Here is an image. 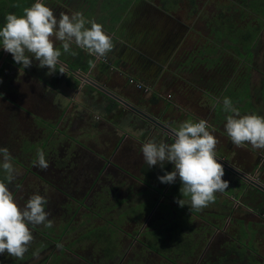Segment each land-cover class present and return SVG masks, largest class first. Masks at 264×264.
Wrapping results in <instances>:
<instances>
[{"label":"crops","instance_id":"1","mask_svg":"<svg viewBox=\"0 0 264 264\" xmlns=\"http://www.w3.org/2000/svg\"><path fill=\"white\" fill-rule=\"evenodd\" d=\"M159 11L160 15L162 13L163 18L167 21L169 16H172L166 10ZM156 14H159L157 10L155 12V10H150L149 8H134L132 16L129 17L128 15L127 20L124 18L122 22L126 20V23H128L130 21L129 24L131 25L132 21V26L130 27L136 29L140 27L137 19H145ZM120 20L116 21L117 24ZM176 25L178 26V23ZM116 44H121V42H116ZM165 45L163 51L155 55L159 54L162 56L164 63L167 61L168 64H171L176 59L175 63L180 64V55L172 53L178 43L167 40ZM73 51L77 52L76 55L64 53L59 58V65L55 74L65 76V85L62 88L50 86L46 83V81L52 79L50 78L51 75L48 74L44 75L45 79L47 78L46 80H41L36 85L41 84L42 88H44L42 91L44 93L49 92L52 95L53 92L55 93L54 103L58 105L57 107L66 105L65 111L70 113L66 116L74 117L70 122L71 126H73L72 129L80 126L81 130L78 133L70 132L69 135L64 130L55 129V133H58L56 138L61 141L66 140V146H69L72 149L71 151H75L74 153L84 157L82 163L86 164L89 169H96V171L99 169L100 173L97 171V177L104 176L102 175L105 173L104 171L107 174H117L115 178L113 176H104V180L107 181L110 190L123 193L117 199H131L130 201L135 207L128 214V217H147L152 213H160L163 218H158V222H154L151 227L153 231H158L160 236L164 234L168 238L169 236L190 238L193 235H197L198 237H207L211 241L214 237H226L235 234L238 240L236 243L235 241L231 243H235L247 251L256 252L257 241L258 243L261 241L260 246L262 247L264 244V219L259 214L262 209L258 208V194L251 190V193H254V200H250L248 199L249 197L247 198L246 195H243V189L246 188L248 190V188L245 184L246 182L244 183L242 179L240 180L239 174L244 173L248 178L259 179L257 167L261 163L260 158L263 153L260 154L259 149H253L250 144H245L244 147H237L228 138L224 125L226 124V117L231 115V113L223 111V97L225 91L231 88L225 86L224 82H220L218 74L213 75L211 73V67L207 66L209 62L202 69L201 65L196 66L194 64L196 62L194 60L203 61L204 59L198 56L191 57L192 68L194 67L196 70L198 68L199 74L196 73L195 82L193 80L190 82L191 86L189 87L193 86L194 88L189 91L186 86H183V82L192 78H189L188 68L185 65L180 67V69H184L186 73L178 71L176 74L177 81L173 85L170 83L164 84L160 77L154 79L158 75L155 65L157 66L159 63H155L143 73L138 70L144 75V79L138 73H129V76H126L124 80L120 76V69L125 70L123 65L117 64L115 71L102 69L100 62L103 59H107L106 56L97 58L78 47L76 50L73 49ZM78 54L81 56L80 61H77L76 56ZM167 54L168 58H166ZM147 58L157 62V59H159L151 55H148ZM90 60L94 62V67L89 66ZM84 64L87 67L86 69H84ZM61 66L63 67V73L59 72ZM67 67H69V70ZM41 69L39 68L38 70H48L46 67ZM104 71H109L113 75L112 82H109L108 90L127 102L131 106L130 109H128L129 107L119 108L120 106H118L117 111L115 110L114 113L108 114L107 110L102 107L101 102L95 101V93L100 98L103 95L97 89L87 86L88 82L85 80L102 87L101 81H103L102 75ZM79 74L84 75L83 80H80ZM72 77L77 80V83L73 82ZM129 79H134L136 82L143 84L148 88V91L140 92L131 84L129 86L126 85ZM217 80L220 82L219 86L216 84ZM122 86H125L126 90H122ZM222 87L224 88L219 90ZM218 91H222L219 96L216 94ZM237 91L233 92L235 93L234 96L227 93L233 106L238 109L241 115L253 114L241 109L243 104L242 97H238ZM59 95L63 97H58ZM259 98V92L252 93L249 91L246 100L250 102V105L247 107L243 106V108L250 110L249 108L251 107L252 109L259 107ZM64 100H66L67 104ZM61 103L63 104L60 105ZM98 115L100 119L106 118V116L111 117L112 115V118L114 117L116 120V126L112 129H109L108 123L104 122L97 126L99 129L102 128V130L98 131L113 135L112 140L106 135L103 136L104 134H99L96 129L95 131L90 130L91 132L88 130L87 127L90 124V120L92 121V117ZM200 119L210 121L207 122L209 125L208 131L218 141L215 147V158L224 168L225 174L222 179L229 182V187L222 193H215V201L207 207L201 211H193L189 202L190 197H184L180 193L181 184L179 179L173 184H162L157 179L158 176L164 175L165 172H171L174 166L170 162H166L163 169L159 165L149 167L143 159L141 149L143 144L149 140L168 144L173 143L174 129H178L179 125L184 121L198 122ZM40 121L44 122L41 119ZM50 137L52 138V136H49L48 139ZM52 140L54 141V139ZM26 141L28 140L22 141L19 148L26 155H29L31 153L30 150H34L41 140H38L37 143L29 141L32 145H25ZM43 141L45 140L41 142ZM179 199H183L186 205L183 207L179 206L176 203ZM169 204H171L173 209H168L167 206ZM163 207L165 208L163 209ZM156 225L163 227L157 228ZM180 225H183V233H180ZM109 227L114 229L110 225ZM246 235L248 236L246 237ZM244 242H246V247H244ZM180 245H183V243ZM186 248L190 249V245ZM180 249L183 251L184 248L180 247ZM262 251L264 253V250Z\"/></svg>","mask_w":264,"mask_h":264},{"label":"flooded vegetation","instance_id":"2","mask_svg":"<svg viewBox=\"0 0 264 264\" xmlns=\"http://www.w3.org/2000/svg\"><path fill=\"white\" fill-rule=\"evenodd\" d=\"M44 1L47 0H43V2ZM51 1L52 3L48 2L51 7H55L60 3L63 7L65 6V8H61V10L72 11L73 9L69 8L72 6V0ZM170 1H172V4L169 8H166L165 5L159 1V6L156 7L153 5V0L150 1L151 3L144 0L139 4L138 1H134L130 8L143 7L149 8L150 10L156 9L157 11L161 8L170 13L176 9H179V11L183 9V0ZM224 1L226 4L225 6H222V8H196V6H194V0H189L190 5L188 9V17L179 16L176 18L180 30L168 34L167 20L161 17V25H159L158 28L161 31H157L156 36L164 38L161 39L162 43L167 40L177 42V47H175L174 51L172 50V53L174 52L176 55L181 54V46L186 44L189 47L190 53L194 55V57L201 54L206 56L205 60L209 61L211 64V73L226 78L227 82H224L225 86L238 90L244 81L247 86H249L251 85V80L255 77V73H258L260 76V90H263L264 56L261 60L257 58L258 53L256 50L257 41H259L264 27V6L261 5L259 8H253L249 4L250 0H240L237 3L231 2V0ZM136 4L139 6H136ZM129 6L126 8H129ZM120 8L123 7L120 6ZM50 9H52L57 18H59L58 14L54 11L55 8ZM78 9L80 10V8ZM93 9L96 10V13L100 8ZM117 9L119 8H107V17L105 18V16H103L105 20H103L104 18H101L100 23L103 24L108 21L118 22L121 19L118 25L116 22L117 26H115V28L119 31L123 30L127 34L124 39H129V41L128 43L120 41L121 44H117L118 47L113 46L112 50L106 55L107 59H103L102 62H100L102 64V69L105 68L106 70L111 69L115 71L117 69V64H120V60H123L121 65H123V68L125 69L126 76H129V73H138L139 76L144 79V75L138 70L142 73L148 70V63L146 64L145 62V60H147L146 55L148 54L143 45L144 43L141 41L142 38L148 37V33L143 35L132 32L134 29L130 27L132 26V21L131 25L129 24L130 21L126 23L128 14L116 17L115 14ZM124 18L126 20L122 22V19ZM147 18L151 19V16ZM252 18H255L256 20H251ZM137 20L138 23L142 21V19ZM144 23L146 25L147 22ZM141 28H143L142 25ZM211 28L212 32L214 30L217 31L213 35L212 32L211 34H208V32L211 31ZM229 30L232 31L230 32ZM234 30L240 32L235 37L232 35ZM112 33L114 32L112 31ZM130 35H134V37L131 38ZM215 35H217V37H215ZM116 37L119 38L112 34L111 42L113 45V39ZM139 41L141 43H139ZM212 42L217 44L216 46L218 48L216 51L210 46ZM223 42L229 43L228 45H230V47H237L239 51L235 52L229 48L225 51H221L219 46L223 45ZM245 42L250 45L248 48L243 49L241 45L245 44ZM2 53L3 52H1L0 61L3 59V63L6 59ZM129 58L132 63L128 62ZM258 59L260 60L259 62ZM113 63L115 64L113 65ZM259 64H261L260 68ZM67 69L69 70V67H67ZM120 70L123 71V69ZM237 75H239L238 80ZM80 78H82V75ZM33 83L32 85L35 86L36 83ZM126 85L129 86L128 80ZM95 94V101L102 102V98L104 97L102 96V98H100L97 93ZM99 117V115L92 117L93 120H90V124L87 127L88 130L95 131L96 129L99 134H104L103 136L106 135L112 140L113 135L98 131L100 129L102 130V128L99 129L97 126H100L104 122L108 123L109 129H112L116 126V120L114 117L112 118V115L111 117L106 116L107 119L105 117L100 119ZM97 132H95V134H97ZM56 151L60 152V150L56 149L53 156H57ZM258 151L260 154L263 153L260 158L261 163L257 167L259 177V179H257V181L259 180L258 185L254 186L248 182L245 183L243 180L242 181L247 185L250 200H254V193L258 194L257 202L262 209L259 214H261L264 219V150L259 149ZM30 152L31 153L28 157H37L34 150H30ZM70 153H73L75 157H73L72 160L68 157L66 158V161H74L78 166L74 165L71 168L70 163L66 166L65 163L61 164L58 162L59 159L57 158V164H53L51 160L50 164L53 167H48L57 169L58 172L63 173L64 166L70 171L71 180L58 181L49 185V187H56V184H58L59 187L64 186L66 199L61 202L56 201L55 203L57 205L54 203L55 206H59L55 209L52 207L54 205L50 199L47 200L48 203L45 205V210L47 208L52 210L48 219L52 221L54 220V216L58 215L59 220H62L65 223H58L55 227L51 228L38 227L40 225L33 226L29 224L28 227L33 235V241L29 245L28 251L24 254L23 259H14L11 264H16L15 261L18 260L19 264H131L132 259L128 258V254L140 258L138 262L132 264H154L151 260L152 256L157 261L156 264H217L221 259L240 257L238 255L236 256L232 251L231 254L228 255L230 247H234V250L237 252L244 253V259L252 257L254 261L256 260L258 263L259 260L262 259V254L264 253L261 248H264V244L261 247V241L260 243L257 241V251L250 252L235 244L238 237L233 234L232 236L226 237H214L211 241L207 239V244L200 242L198 246L200 251L197 248L193 252V254L201 252L194 257L195 262L187 261V263H183L182 258L185 256V252L180 249V238H176L175 245L170 248L168 247L169 238L164 234L160 236L158 231L152 230V224L158 222V218H163L160 213H152L147 217H128L126 211L130 210V212H132L135 207L134 204L131 203V199H117V197L122 196L123 193L117 192L116 190H110L107 181L104 180V176H113V178H115L117 174H107L106 171H104L105 173L102 174L104 176L97 177V171L100 173L99 169H97V171L96 169H89L86 164L82 163L84 157H78V154L72 151ZM63 155L65 157L68 156L66 153ZM25 167H31V169L32 167L37 168V166L31 163L26 166L22 164L21 168H23V172L27 171L24 169ZM36 170L39 172L43 171L37 168L29 171L27 174L30 173L33 177L38 174ZM0 173L3 174L4 172L1 171ZM239 175L242 176L246 174L240 173ZM250 178L253 179L252 177ZM241 179L242 178H240V180ZM1 180L7 185L5 176H1ZM251 190H253L254 193H251ZM70 200H72V203ZM106 207L108 210H105ZM167 207L169 210L173 209L171 204ZM82 212L85 213L82 215ZM78 223L80 224L78 225ZM72 224L78 225L77 229H74V227L71 226ZM109 225L114 227V229L110 228ZM107 228L115 231L114 235L107 233L105 231ZM247 236L248 235H246V237ZM232 241H235V243H231ZM159 242H163V251L158 248ZM243 244L244 247H246V242ZM58 245H60V247H58ZM170 251L176 252L174 259L169 257ZM3 257L4 260H0V264H3L10 256L5 253ZM10 261L11 260H8L4 264L10 263Z\"/></svg>","mask_w":264,"mask_h":264},{"label":"clouds","instance_id":"3","mask_svg":"<svg viewBox=\"0 0 264 264\" xmlns=\"http://www.w3.org/2000/svg\"><path fill=\"white\" fill-rule=\"evenodd\" d=\"M5 21L0 28V47L23 68L31 67L33 60L38 61L37 67H46L48 75L57 72L59 65L61 51L55 47L56 41L60 42L64 53H69L74 44L97 58H104L113 48L102 25L86 20L79 11L71 15L61 13L57 18L43 0L25 7L20 16L7 14ZM89 24L90 27H86ZM71 55L76 53L71 52ZM89 66L94 67V62L90 60ZM59 72L63 73L62 66ZM223 111L231 113L226 117L224 127L234 145L244 147L250 144L253 149H264V117L241 115L227 97L223 99ZM208 128L204 119L184 121L173 130V143L149 140L141 149L149 167L159 165L163 169L166 162L174 166L171 172H165L157 179L162 184H173L179 179L180 193L190 197L193 211H201L215 201V193H222L229 187V182L222 179L224 168L215 158L218 141ZM11 161L8 149L0 148V169L9 183L15 179L17 171ZM36 166L42 170L49 167L43 151L37 152ZM47 203L45 197L33 194L20 208L6 184L0 181V254L23 259L33 241L28 225L42 224L46 228L53 225L48 219L50 213L45 210ZM176 203L181 207L186 205L183 199Z\"/></svg>","mask_w":264,"mask_h":264},{"label":"rangeland","instance_id":"4","mask_svg":"<svg viewBox=\"0 0 264 264\" xmlns=\"http://www.w3.org/2000/svg\"><path fill=\"white\" fill-rule=\"evenodd\" d=\"M26 1L27 0H13L14 4L17 6V8H8L7 14L14 13L17 16H19L23 12V9H24L23 7H24V4H26ZM72 1H73L72 6L69 7V8H73L72 11L61 10V8H65V6L63 7L60 3H58L55 7H51L50 4L48 3V2L52 3L51 0L44 1L43 3L45 6H47L49 8H55L54 11L58 14L59 17H60L61 13L71 15L72 13L77 12V11L81 12L86 20L94 21L95 23L102 25V30L110 38L112 37V31H113L114 36L116 35L119 37V38L116 37L113 39V42H114L113 46L118 47L116 42L122 41V42L128 43L129 39L128 40L124 39V38H126L125 36H127V34L123 30L119 31L118 29L115 28V26L118 25V24L116 25V21L115 22L114 21H108V22L101 24L100 23L101 18H104L103 16H105V18L107 17V15H106V12H107L106 9L107 8H119V9H117L118 12L116 11V14H115L116 17L122 16L124 14H128L129 17H131L134 8H130V7L132 6L133 2L138 1V4H139L141 1L143 2L144 0H72ZM146 1L150 2L151 0H146ZM158 1L163 3L166 8H169L170 5L172 4V1H170V0H157V1L153 0V5H155L156 7L159 6ZM183 1H184V5H182L183 9L181 11H179V9L178 10L176 9V10L172 11V13L168 12L170 15H172V16H169V18H168L169 20L166 23L168 34L172 33V32H176L177 30H180L178 28V26L176 25L177 21L175 20V18H178L179 16H182V17L187 16L188 17V9H189V5H190L189 0H183ZM239 1L240 0H231V2H234V3H237ZM6 2H8V1L6 0ZM35 2H37V0H35L33 3H35ZM82 3H83V5H82ZM194 3H195L194 6H196V8H222V6H225V4H226V2L224 0H194ZM249 4L253 8H259L261 5L264 6V0H250ZM86 5H87V7H86ZM120 6H122L123 8H120ZM128 6H129V8H126ZM136 6H139V5L136 4ZM78 8H80V10ZM81 8H83V9H81ZM93 8H100V9H99V11H97L95 13L96 10ZM141 8H143V7H141ZM154 10L156 12V9H154ZM160 10L162 11L161 8H160ZM158 13L159 14L151 16V19L150 18L142 19V21L139 23L140 27L133 29L134 31L132 30V32H135L136 34H143L144 35V34L148 33V37L142 38L141 41H142V43H144L143 45L146 49V53L148 55H151V56L152 55L154 56L156 53L163 51V49L166 46L165 45L166 41H164V43L161 42L162 41L161 39H164V38L156 36L157 31L158 32L161 31L158 28H159V25H161L160 19H161V17H163L162 13L160 15V11H158ZM54 15H55V13H54ZM105 18L103 20H105ZM251 20H256V19L252 18ZM144 22H147L146 25ZM141 25L143 28H141ZM86 27H90V24L86 25ZM229 31L231 32L232 30H229ZM262 31L263 32H261L262 33L261 37H260L259 41H257V50H256L258 53L257 58H259L260 60L264 56V27H263ZM132 32H130V33H132ZM211 32H212V28H211V31L208 32V34H211ZM216 32L217 31L214 30L212 32V35L215 34ZM239 33H240L239 31L234 30L232 32V35L235 37ZM130 36H131V38L134 37V35H130ZM215 37H217V35H215ZM139 43H141V42L139 41ZM208 44H209V39H208ZM228 44L229 43H227V42H223V45L219 46L220 50L225 51L227 48H229L235 52L239 51V49L237 47H235V46L230 47V45H228ZM216 45L217 44H214L213 42H212V44H210V46L215 51L218 48ZM249 45H250L249 43L245 42V44H242L241 47L243 49H246L249 47ZM55 47L60 49L61 54H64L63 49L61 48L59 41L55 42ZM76 48L77 47L73 44L70 48V52L67 54H71V52L77 53L76 51H73V49L76 50ZM0 51L3 52L2 55H4L5 59H6L0 67V148L9 149L8 151L10 153V156L12 157L11 162L14 165L15 169L17 170L16 174H15V179L11 183H9L7 181L6 186L8 187L9 191L12 193L15 203L20 208L24 207L26 201L28 200V198L31 195L39 194V195L45 197L47 200L50 199L54 205L52 207H54V209H55L56 207L59 206V205L55 206L56 201L61 202L64 199H66V193L64 192L65 187L64 186L59 187L58 184H56L57 188L54 187L53 185H51L53 187H49V185L51 183L58 182V181L71 180L70 179V171L64 166H63V173L58 172L57 169H54V168H47V170L41 171L42 173L36 170L38 174H36L35 176L32 177V174H30V173L27 174V173L29 171L35 170L39 167H37V168L32 167V169H31V167H29V168L25 167L24 169H26L27 171L23 172V168H21V166H22V164L24 166H26L29 163L36 166L37 157H30V156L28 157V155H26L24 153V151L19 148V146H20L21 142L24 140H28L25 142V145H32V143L29 141H33L34 143H37L38 140H41V141L45 140L43 142L39 141L40 143H38V146L34 148L35 154H37L38 151H43L45 154V159L49 163V167H53L50 164L51 160H52L53 164H57V158H58L59 159L58 162H60L61 164L65 163L66 166H68L70 163V166L72 168V166H74V165L78 166L74 161H71V162L66 161L67 160L66 158H68V157H70L71 160L73 157H75L73 155V153H70L72 149H70L69 146H66L67 145V144H65V143H67L66 140L61 141L60 139L56 138V135L58 133L56 134L54 130L55 129L56 130L59 129L60 131L64 130V131H66V134L69 135L70 132L78 133L81 130L80 126H78L75 129H72L73 126H71L70 122H71V119H74V117H72V118L67 117L66 115L70 114V113L65 111L66 105L65 106L62 105L64 102H66V100H64V102L60 104V105H62L61 107H57L58 105L54 103V94H55L54 92H53V95L50 94L49 92L44 93V92H42L44 90V88H42L41 84L35 85V86L32 85L33 82L38 83L41 80H46L47 78L45 79L44 75H46L48 73V70L45 69V71L44 70L39 71L38 70L39 67H37L38 61H35V60H33L31 67L23 68L19 64H16L13 61L11 54L5 52L3 50V48H1ZM84 52H86V51H84ZM180 53H181L180 54V57H181L180 67H182L183 65L187 66V68H188L187 73L189 75V78L194 77V79L190 78L189 80H186V82H183V86H186L187 89L189 91H191V89H193L194 87L193 86L189 87V86H191L190 82H192V80H193V82H195V80L197 78V74H199V71H198V68H197V70L194 67L192 68L193 65L190 62H191V57H194V55H192L190 53L189 47L186 44L181 46ZM198 57L203 58L204 60L203 61L199 60V59L194 60V61H196V62H194V64L196 66L201 65V68L203 69V66L206 63H208L209 61L205 60L206 56H203V54L198 55ZM241 59H242V57H241ZM259 59H258V62L260 61ZM62 60H63V58H62ZM175 61H176V59L174 60L173 63H175ZM165 63H167V61ZM120 64H122L121 60H120ZM207 66L211 67V64L208 63ZM260 67H261V64H259V68ZM182 72L186 73V71L184 69H180V73H182ZM89 74H90V71H89ZM80 77H81V75H80ZM83 77H84V75L80 79L83 80ZM112 77H113V75H112ZM50 78H52V79H49L48 81H46V83H48L50 86L52 85V86H55L57 88L58 87L62 88V86L65 85V79H66L65 76H58L57 74L53 73V74H51ZM238 78H239V75H237V80H238ZM219 79H220V82H225V81L227 82L226 78L220 77ZM259 79H260V76L258 75V73L257 74L255 73V77L251 80V85L247 86L246 82L244 81L243 84L240 86L239 91H237V89H232V92H231V89H227L225 91L223 99L225 97L229 98L227 93H230V95L234 96L235 93H233V92L237 91L238 97L239 98L242 97V103H243L242 108H241L242 110H244L245 112L249 111V112H252L253 114L264 117V89L260 90V80ZM72 80L74 83H77V80L74 77H72ZM103 81H101L102 85L109 87V84L104 83ZM220 82H219V80H217L216 84L219 86ZM193 85H195V84L193 83ZM207 86H209V84H207ZM248 87H249V90H248ZM223 88L224 87H222L219 90H222ZM188 90H187V92H188ZM249 91H251L252 93L259 92V94H260L259 103H258L259 107H257V109H252V107H251V108H249L250 110H247V109L243 108V106L247 107L250 105V102L248 100H246L248 98V92ZM42 93L44 94V96ZM221 93H222V91H218V93H216V94H218V96H219ZM58 97H61V96L59 95ZM57 103H59V102H57ZM66 104H67V102H66ZM101 104H102V102H101ZM102 107L104 108V110L106 109V107L103 104H102ZM119 108H123V106H120ZM116 111H117V109H116ZM214 113H215V111H214ZM217 113H219V112L217 111ZM40 119L43 120L44 122L40 121ZM207 122H210V121L207 120ZM53 133H54V135H53ZM49 136H52V138L50 137V139H48ZM46 139H48V140H46ZM52 139H54V141ZM47 143H48V145H47ZM55 148L60 150V152L62 154L60 152L56 151L57 156H53L55 153ZM72 152H75V151H72ZM65 153L68 154L67 157H65L63 155ZM78 157H79V155H78ZM40 170H42V169H40ZM1 171H3V170L0 169V172ZM1 176L2 177L5 176V173L1 174ZM246 197L248 198L249 194H247ZM67 199H69V198H67ZM70 201L72 203V200H70ZM164 208L165 207H163V209ZM258 208L261 209V207H259V206H258ZM105 210H108L107 207L105 208ZM46 211H48L49 213H52V210L49 208H47ZM84 213L85 212H82L81 214L83 215ZM100 213L102 214L101 211H100ZM129 213H130V210H127L126 215H128ZM120 215H123V214H120ZM52 222H53L52 227H55L58 223H65L64 221L59 220L58 215L54 216V220H52ZM79 224L80 223H78V225ZM78 225L72 224L71 226L74 227V229H77ZM159 226L156 225L157 228L163 227V226H161V227H159ZM38 227H44V225L41 224ZM182 228H183V225H180V233H183ZM105 231L107 233L112 234V235H114V233H115V231L111 230L110 228H107V230H105ZM250 232L253 233L251 230H250ZM190 239L192 240V242L190 244V249L185 248V250H184L185 256L182 258L183 263L184 262L187 263V261L195 262L194 257H196V255L198 253H201V252H197L195 254H193V252L198 248L200 242L207 244V237H198L197 235H193L192 237H190ZM184 241L188 242L189 238H185V236H180V244H182V242H184ZM175 242H176V238H174L173 236H169L168 247L171 248L172 246H174ZM158 248H159V250H162V251L164 250L163 242H159ZM261 249L264 250V248H261ZM198 250H199V248H198ZM186 253H189V254L187 255ZM175 254H176V252L170 251L169 257L174 259ZM3 255L4 254H0V260H4ZM154 256L157 257L156 255H154ZM128 258L132 259L131 264L134 262H138V260L140 259V258H137L136 256H132L131 254H128ZM263 258H264V254H262V259L259 260V263L255 260L254 264H264ZM14 259H17V258L9 257L5 260V262L8 260H11L10 263H8V264H11V262ZM19 260L15 261L16 264H19ZM151 260L154 262V264L157 263V261L153 258V256L151 257ZM115 264H117V263H115ZM138 264H140V263H138ZM208 264H210V263H208Z\"/></svg>","mask_w":264,"mask_h":264},{"label":"water","instance_id":"5","mask_svg":"<svg viewBox=\"0 0 264 264\" xmlns=\"http://www.w3.org/2000/svg\"><path fill=\"white\" fill-rule=\"evenodd\" d=\"M1 50V48H0ZM144 55V54H143ZM148 55H146V58H147ZM152 57H157L159 59L158 62L155 61V60H149V58H147V60H145L146 64L148 63V68L151 67L152 65H155V63H159L157 66L155 65L156 67V72H158V75L156 77H154V79H157V78H162V81L164 82V84H175L176 83V74L178 71H180V64H177V63H171V64H168V63H164L162 61V56H160L159 54H157V56H153ZM168 54L166 55V58H168ZM131 59L128 60V62H131L130 61ZM144 60V59H143ZM2 61L3 59H1L0 61V66L2 64ZM127 63V62H126ZM89 71V70H88ZM120 76H122V79L125 80L126 78V73H125V70L121 71L120 70ZM103 82L104 83H107L109 84V82H112V74L109 72V71H104L103 75ZM153 80V79H152ZM86 82H88V85L87 86H90L92 89H97L102 95H103V99H102V104L106 107V110H107V113L108 114H112L115 112V110L118 108V106H123V107H129L128 109L131 108V106L125 102L121 97L115 95L114 93L110 92L108 90V87L106 86H102V87H99L97 86L96 84L92 83V82H89L88 80H85ZM126 87L125 86H122V90H126L125 89ZM87 93H89L88 90H86ZM89 95V94H88ZM240 178H242V180L244 182H248L254 186H257L258 185V181L257 180H253L251 179L250 177L248 178L247 175L244 176H240ZM248 194V190L245 188L243 189V195H247ZM249 199V198H248Z\"/></svg>","mask_w":264,"mask_h":264},{"label":"trees","instance_id":"6","mask_svg":"<svg viewBox=\"0 0 264 264\" xmlns=\"http://www.w3.org/2000/svg\"><path fill=\"white\" fill-rule=\"evenodd\" d=\"M7 1L8 2H6V0H0V28H2L4 26V24L6 23L5 17L7 15V9L8 8H17V6L14 4L13 0H7ZM34 1L35 0H27L26 4H24L23 8L30 7ZM22 14H23V12L20 15H22ZM0 56H1V52H0ZM80 57H81L80 54H78L77 55V61H80L79 60ZM86 68H87L86 65H84V69H86ZM0 181L3 182V180H1V173H0ZM191 242H192V240L190 238H189L188 242H186V241L182 242L183 245H180V246L184 248L183 251L185 250L186 247H188V245L191 244ZM231 251L234 252V254L236 256L238 255L240 257H238V258L234 257L231 259H221L217 264H254L255 263V261L252 257L244 259V257H243L244 253H240V252L235 251L234 247H230L228 255L231 254ZM186 254L188 255L189 253H186Z\"/></svg>","mask_w":264,"mask_h":264},{"label":"built area","instance_id":"7","mask_svg":"<svg viewBox=\"0 0 264 264\" xmlns=\"http://www.w3.org/2000/svg\"><path fill=\"white\" fill-rule=\"evenodd\" d=\"M128 83L131 84L132 86H134V88L136 90H140V91H148V88L146 86H144L143 84L136 82L134 79H129Z\"/></svg>","mask_w":264,"mask_h":264}]
</instances>
